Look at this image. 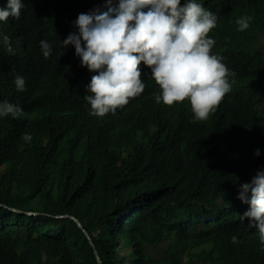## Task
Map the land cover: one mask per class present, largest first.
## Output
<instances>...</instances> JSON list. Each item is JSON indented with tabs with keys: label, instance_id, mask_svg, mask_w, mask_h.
Masks as SVG:
<instances>
[{
	"label": "trees",
	"instance_id": "1",
	"mask_svg": "<svg viewBox=\"0 0 264 264\" xmlns=\"http://www.w3.org/2000/svg\"><path fill=\"white\" fill-rule=\"evenodd\" d=\"M36 1L20 34L0 22V103L7 100L23 110L17 118L0 116V264H100L98 257L102 264H264L258 230L246 219L241 222L244 211L235 198L236 186L254 178L256 169V164L245 166L244 159L251 157L249 128L233 126L223 113L213 121V138L204 137L203 146L191 151L166 124L187 130L191 114L174 108L179 114L159 116L138 161L122 159L119 149L98 138L104 134L99 126L84 129L78 120L88 104L83 93L87 75L78 70L72 76L82 87L75 93L67 77L41 56L38 47L47 38L40 35L41 27L49 26L52 5ZM118 2L112 0L111 6ZM197 2L217 17L208 34L215 40L211 54L224 64L235 63L231 39L264 19V0ZM4 3L0 0V7ZM100 6L107 11L106 0ZM241 17H251L244 31L236 23ZM50 38L58 53L52 60H61L60 38ZM16 76L25 80L22 91ZM157 88L152 79L146 91L153 94ZM133 103L130 99L117 110L133 108ZM112 128L110 137L120 134L121 125ZM25 134L31 141L23 139ZM233 136L245 143H232ZM145 162L156 165L148 175ZM217 252L220 262L211 261Z\"/></svg>",
	"mask_w": 264,
	"mask_h": 264
},
{
	"label": "clouds",
	"instance_id": "2",
	"mask_svg": "<svg viewBox=\"0 0 264 264\" xmlns=\"http://www.w3.org/2000/svg\"><path fill=\"white\" fill-rule=\"evenodd\" d=\"M22 1L24 6L21 0H7L0 7V22L19 34L22 21L25 25L37 5L36 0ZM48 2L52 5L46 15L49 26L41 27L40 32L47 38L38 50L46 62L67 77L73 92L82 91L81 84L72 78L76 71L87 75L83 93L88 104L78 120L84 129L99 126L104 134L98 138L108 147L119 149L122 159L138 161L159 116L178 113L174 108L191 114L187 130L181 124L174 128L166 122L176 140L183 136L191 151L203 146L204 137H212L213 121L223 113L234 120L233 126L249 128L253 134L248 140L251 157L244 159L245 166L256 164V169L254 178L236 186L235 198L244 211L241 222L249 221L248 226L258 230L264 245V19L241 38L231 39L230 48L238 60L224 64L222 57L211 54L215 40L208 35L216 27L217 17L197 0H186L183 6L181 0H119L118 7L106 0L107 11L101 8L100 0ZM250 20L237 19L238 31L248 29ZM50 36L60 38L61 54L65 55L61 60H52L58 53ZM3 43L13 53L9 37L4 36ZM149 69L151 75H144ZM152 79L159 88L149 94L146 90ZM15 85L24 90L23 77L16 76ZM238 94L242 95L240 99L233 100ZM130 99H134L133 108L117 110ZM224 106H228L227 111ZM22 113L21 107L7 100L0 103V116L17 118ZM113 123L121 125V132L110 137ZM23 139L31 141L32 137L25 134ZM235 141L245 143L233 136L231 142ZM244 157L240 155V159ZM154 164L144 163L149 168L146 175L155 169ZM232 240L236 242V237ZM212 260L220 262V254H214Z\"/></svg>",
	"mask_w": 264,
	"mask_h": 264
},
{
	"label": "water",
	"instance_id": "3",
	"mask_svg": "<svg viewBox=\"0 0 264 264\" xmlns=\"http://www.w3.org/2000/svg\"><path fill=\"white\" fill-rule=\"evenodd\" d=\"M13 211H15V212H17V213H23L22 211H18V210H13ZM28 215H37V214H36V213H28ZM67 218L76 221L77 224L80 226V228L83 229L81 223H80L75 217H70V216H68ZM83 231H84V233L86 234V236L90 239V237H89L88 233L86 232V230H83ZM97 257H98V255H97ZM98 259H99V263L102 264V263H101V259H100V257H98Z\"/></svg>",
	"mask_w": 264,
	"mask_h": 264
},
{
	"label": "rangeland",
	"instance_id": "4",
	"mask_svg": "<svg viewBox=\"0 0 264 264\" xmlns=\"http://www.w3.org/2000/svg\"><path fill=\"white\" fill-rule=\"evenodd\" d=\"M156 252H157L156 255H161L163 251L161 249V250H157ZM200 262H201L200 260L196 261L197 264H199Z\"/></svg>",
	"mask_w": 264,
	"mask_h": 264
}]
</instances>
